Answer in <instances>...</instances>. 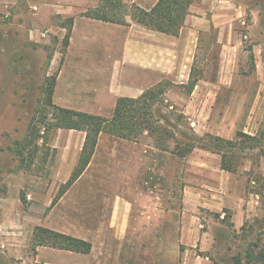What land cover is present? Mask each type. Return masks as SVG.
<instances>
[{
    "label": "rangeland",
    "instance_id": "rangeland-1",
    "mask_svg": "<svg viewBox=\"0 0 264 264\" xmlns=\"http://www.w3.org/2000/svg\"><path fill=\"white\" fill-rule=\"evenodd\" d=\"M230 1L235 18L222 22L229 28H216L215 47L209 45L214 32L200 38L189 68L193 78L205 77V93L191 90L189 81L170 80L174 85L165 103L184 112L200 136L237 140L238 131L257 136V145H239L228 154L252 200L243 226L232 225L231 212L201 208L199 213L202 229L211 233L210 264H264V0ZM156 2L0 0V264H37L33 231L48 224L60 229L70 225L71 232L92 238L98 230L129 231L114 254L117 250L135 264H180L183 189L197 180L176 156L153 150L147 135L135 144L104 133L86 174L67 197L71 200L53 214L62 181L77 161L63 144L78 143L83 132L41 127L45 137L36 152L29 145L22 161L13 151L37 121L38 111L48 107L52 112L42 101L44 90L54 78L57 82L75 19L98 11L124 24L136 23L133 9H150ZM213 98L216 107L201 108V101L208 106ZM189 100L193 103L186 109ZM170 183L171 193L164 187ZM59 213L71 221L59 223Z\"/></svg>",
    "mask_w": 264,
    "mask_h": 264
},
{
    "label": "crops",
    "instance_id": "crops-1",
    "mask_svg": "<svg viewBox=\"0 0 264 264\" xmlns=\"http://www.w3.org/2000/svg\"><path fill=\"white\" fill-rule=\"evenodd\" d=\"M233 7L235 8V5L230 0H196L190 6L178 36L148 29L136 23L124 24L91 17L76 18L68 53L54 89L57 105L110 117L119 97H139L146 89L162 80L177 79L188 82L191 75L189 68L200 44V38L214 32V40L209 45L215 47L216 28L222 31L228 25L222 22L228 20L230 23L235 18L236 11L234 13ZM204 78L199 77L195 86L198 93L200 92L198 90L205 93V87L201 84L206 82ZM189 101L190 105L187 104L186 109L193 103ZM201 102L202 109L216 107H213L214 98L208 106L207 101ZM208 127L210 132H216L211 126ZM69 130L83 132L78 143L69 141L63 144V150L76 154L78 161L86 133L82 130ZM103 134L100 136L96 152ZM133 143L138 144L137 141ZM151 148L168 154L154 146ZM176 158L190 168L193 172L191 175H195L197 180L193 185H186L183 189V212L180 217L182 224L178 231L180 244L183 245L180 250V264H210L207 251L212 244L211 233L202 229L204 225L199 210L205 208L222 212L228 209L232 213L234 227L241 228L252 205L247 193V182L243 176L222 169V157L219 153L196 148L189 156ZM88 167L60 196L52 209V214L56 212L58 206L68 202V199L71 200L67 198L72 196L71 189L86 174ZM73 170L69 174L70 177ZM67 181H62L61 188ZM164 187L171 193L173 184ZM52 214L50 212L48 216ZM59 216V223L71 221L63 213H59ZM223 216L222 214L221 217L224 218ZM45 227L87 240L92 243V250L89 253H80L39 245L34 256L37 264H135L133 258L125 260L123 254L117 250L116 254L113 252L114 249L123 247V238L130 233L129 231L98 230L96 238H92L71 232L70 225L63 229L50 224ZM136 264L140 263L136 261Z\"/></svg>",
    "mask_w": 264,
    "mask_h": 264
},
{
    "label": "trees",
    "instance_id": "trees-1",
    "mask_svg": "<svg viewBox=\"0 0 264 264\" xmlns=\"http://www.w3.org/2000/svg\"><path fill=\"white\" fill-rule=\"evenodd\" d=\"M195 1L157 0L150 9L136 6L133 11L131 10V17L133 21L148 29L178 36L189 13V8ZM87 16L104 21L125 22V20H117L114 15L109 16L107 13L98 11L91 12ZM250 59L254 61V55H251ZM198 80L199 77L193 78L190 75L187 85L191 86V90L197 85ZM55 83L54 78L49 87L45 88L42 100L47 106L52 107V112H49L48 107L41 108L38 111L37 121L31 125L26 138L16 141L17 146L13 151L22 161L27 158L24 157L26 148L34 146L31 153L36 152L39 148L37 143L45 137L41 133V127L46 130L84 131L86 137L77 164L67 183L62 186L60 194L74 184L86 170L96 152L102 133L132 141H138L142 136L147 135L156 149L174 154L179 158L189 156L196 148L207 149L219 153L222 157V169L230 172L237 171L236 167L229 162L230 151L239 145L244 148L248 145L252 147L257 145V136L244 131L237 132V140L211 133L200 136L184 112L179 111L175 105L165 103V96L174 85L170 80H162L146 89L139 97H119L110 117L55 105L53 103ZM254 140L255 142H252ZM228 212L230 211L226 209L225 213ZM32 242L34 248L47 245L80 253H89L92 250V243L87 240L43 226L35 227Z\"/></svg>",
    "mask_w": 264,
    "mask_h": 264
}]
</instances>
